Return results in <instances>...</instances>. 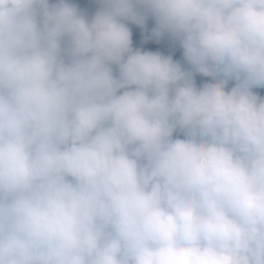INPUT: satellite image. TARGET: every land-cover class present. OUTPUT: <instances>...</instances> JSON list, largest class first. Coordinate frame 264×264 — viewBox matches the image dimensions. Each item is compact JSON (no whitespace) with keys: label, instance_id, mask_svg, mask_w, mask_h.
I'll use <instances>...</instances> for the list:
<instances>
[{"label":"clouds","instance_id":"9594fccd","mask_svg":"<svg viewBox=\"0 0 264 264\" xmlns=\"http://www.w3.org/2000/svg\"><path fill=\"white\" fill-rule=\"evenodd\" d=\"M95 2L0 0V264H264V0Z\"/></svg>","mask_w":264,"mask_h":264},{"label":"rangeland","instance_id":"374dc122","mask_svg":"<svg viewBox=\"0 0 264 264\" xmlns=\"http://www.w3.org/2000/svg\"><path fill=\"white\" fill-rule=\"evenodd\" d=\"M76 6L89 18H91V16L94 15L100 7L95 0H79ZM129 25L133 33L134 48L143 49L145 51H158L165 56H171L175 61H181L183 63V52L177 42L167 36L159 40V42H157L155 38L151 37V30L155 26L153 20L149 19L147 22V33H145L144 29H141L137 25ZM145 40H147V42H145Z\"/></svg>","mask_w":264,"mask_h":264},{"label":"trees","instance_id":"16d2710c","mask_svg":"<svg viewBox=\"0 0 264 264\" xmlns=\"http://www.w3.org/2000/svg\"><path fill=\"white\" fill-rule=\"evenodd\" d=\"M70 2L73 3L76 6L78 4L79 0H70ZM129 27H130V25H129ZM207 79L208 78H204V77H201V76H196L197 85L200 86L202 83L206 82ZM230 86H232V85H230ZM254 91H256L259 95L264 97V89H254Z\"/></svg>","mask_w":264,"mask_h":264}]
</instances>
